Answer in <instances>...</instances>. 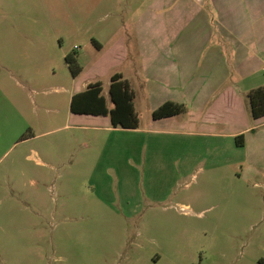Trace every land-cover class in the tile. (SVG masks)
Here are the masks:
<instances>
[{
	"label": "rangeland",
	"instance_id": "374dc122",
	"mask_svg": "<svg viewBox=\"0 0 264 264\" xmlns=\"http://www.w3.org/2000/svg\"><path fill=\"white\" fill-rule=\"evenodd\" d=\"M160 2L0 0V264H264L262 147L238 146L232 125L219 136L194 127L205 113L157 122L144 99L143 67L201 63L211 45L229 67L216 92L245 88L232 46L212 6ZM187 44L194 51L170 48ZM195 70L204 87L222 71ZM116 72L133 76L138 127L71 111L72 90L100 80L109 97Z\"/></svg>",
	"mask_w": 264,
	"mask_h": 264
},
{
	"label": "crops",
	"instance_id": "0c3cea01",
	"mask_svg": "<svg viewBox=\"0 0 264 264\" xmlns=\"http://www.w3.org/2000/svg\"><path fill=\"white\" fill-rule=\"evenodd\" d=\"M173 1H177L178 4L182 3L186 5L189 10L192 9L195 11L196 9L198 12L204 11L205 5L212 6V10L215 11L222 22L223 30L220 31V36L222 39H224L222 42L228 43L232 46L230 50H232L234 53L233 65L236 73L238 72L237 75H239L237 80L246 86L243 88V86L239 85V83H224L223 88H220V90L216 92V89L219 88L223 82L228 80L229 71L227 72V68L229 67L226 65L227 63L225 61L218 59L220 57L219 52L221 48L215 47L214 45H211L209 50H207V46L203 47L208 52V55L205 58V61L201 63L193 61L192 58H190L189 61L186 59L180 61L171 60L169 62H161L157 60L152 62L150 65L143 67V73L147 75L148 83H150L146 87L144 99L150 105L152 114L153 111L165 101L173 100L183 103L186 108L185 111H183L185 112L186 117H184L185 120L177 118L176 116L179 114L161 118L152 117L157 122L168 121L165 125L176 122L174 124L181 123L183 126H188L191 124L194 125V123H196V113H205L203 117L199 118L198 122H200V125L196 123L194 127H200L201 131L203 132L210 133L213 136H215V134H217L216 136H219L226 133L225 127L231 125L234 126V132H231L233 133L232 135H235L236 137L238 134L244 133L245 136L244 145H237L248 147L252 144V146H254L253 148L257 149L262 147L261 153L257 157V162L264 163V141L254 142L252 138V135L256 134L258 131L264 130V116L254 118L252 112H249L248 115V102L250 101L248 98V93L252 89H255L259 86H264V82L250 84L252 82L254 83L259 81L256 76H260V71L264 70V0ZM156 2H159L158 4L161 3L160 0H154V4H156ZM207 35L208 33L205 35L206 44ZM99 44L101 46L100 42ZM217 46L222 47V44H218ZM170 48L176 53L194 51L193 46L188 44L185 47L172 46ZM160 49V46H154V52L158 53ZM67 64L69 66L68 62ZM142 66H145V63H143ZM200 67H203V69L208 68L209 70L207 74H213L216 72V70L219 71V69H222L221 73H218L219 77L217 84L210 87H204V84H206L204 72L203 76H198L200 71L196 72L195 70L200 69ZM179 68H184L186 71H179ZM120 73H122L123 78L127 79L132 88L135 90L136 84L133 82V76L125 72ZM139 74L140 72L137 70L136 76L138 80L141 81L142 79L140 78ZM78 75L75 77H78ZM234 81H236V78L233 80V82ZM84 89L77 88L72 90L71 100L75 93ZM106 98L108 105L111 107L113 104L111 100V103H109L110 98L107 96ZM215 104H217L216 107L214 106ZM135 107L137 109L136 101ZM213 107L217 109V116L214 113L209 112ZM222 108L224 110L221 111ZM223 111H227L228 115L225 116ZM73 113L79 114L76 112ZM94 115L98 116L101 114ZM106 116L110 117V115ZM250 116L254 118V123H251L249 118ZM178 120H180V122H178ZM158 127L160 128L155 129L161 131L167 126H162L164 128H161V126ZM253 151H255V149H253ZM254 155L257 156V153L255 152Z\"/></svg>",
	"mask_w": 264,
	"mask_h": 264
},
{
	"label": "trees",
	"instance_id": "16d2710c",
	"mask_svg": "<svg viewBox=\"0 0 264 264\" xmlns=\"http://www.w3.org/2000/svg\"><path fill=\"white\" fill-rule=\"evenodd\" d=\"M94 41L100 46L99 42ZM66 60L74 76L78 75L82 66L77 60L76 55L68 54ZM135 90L127 79L123 78L122 73H114L111 77L109 86V98L112 106L108 105L107 98L103 93V82L96 81L90 83L86 89L75 93L71 100V110L76 113H91L110 115L113 126L125 128H136L139 126L140 117L135 107ZM251 111L254 118L264 116V86L252 89L248 93ZM185 105L173 100L165 101L153 111L154 118H161L182 113ZM238 145H244V133L236 136Z\"/></svg>",
	"mask_w": 264,
	"mask_h": 264
}]
</instances>
